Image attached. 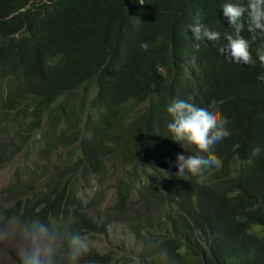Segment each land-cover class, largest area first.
Masks as SVG:
<instances>
[{
	"label": "clouds",
	"instance_id": "obj_1",
	"mask_svg": "<svg viewBox=\"0 0 264 264\" xmlns=\"http://www.w3.org/2000/svg\"><path fill=\"white\" fill-rule=\"evenodd\" d=\"M221 13L230 26L221 53L207 55L205 50L200 54L184 52L180 55L184 86L194 92L190 97L174 95L168 99L163 108L166 118L163 134L143 142L133 154L127 147L131 140L142 136L134 121L135 112L139 117L150 105L141 103L136 107L137 100L129 96L136 54L130 45L112 49L95 74L98 77L108 66L113 70V89L122 96V102L109 110L98 112L94 108L92 86L89 93L83 88L72 90L70 100L62 94L50 109L40 112L35 105L37 97L19 88L21 81L11 73L6 78L0 76V144L7 145L4 151L0 147V175H9L7 185L0 190V241L13 229L30 242L41 238L53 242L44 258H41L40 247L24 257L12 253L13 264H52L53 252L57 253L53 264H76L75 256H87L96 248L80 240L106 234L110 223L90 216L81 199L90 195L104 198L108 193L113 201L112 209L123 212L140 207L147 215L145 223L131 224V235L138 241L142 239L143 264L151 263V249L155 252L176 238L171 229L173 223L165 218L166 201L179 188L180 179L199 183L191 189L188 198L202 206L193 217H183L182 223L190 230L187 233L195 237L187 239L198 242L200 250L214 256L215 264H242L247 251L244 245L254 237L263 239L257 242L264 248V222L253 221L246 203L236 200L244 197L258 204L264 195V186L254 173L255 167L264 163V115L247 119L251 127L245 132L227 111L231 110L228 108L231 99L243 89L248 71H254L257 78L264 81L263 41L260 40L256 60L250 51L253 41L264 39V0H247V3L225 0ZM245 28L251 34L250 39L240 35ZM187 29L197 42L193 45L197 49L200 42L222 38L221 32L199 22L187 25ZM8 37L21 38L18 33ZM139 47L147 52L151 45L142 41ZM16 92L20 98L12 107L10 101ZM70 102L78 106L76 119L66 115ZM29 107L34 115L42 114L43 127L37 130L40 137L34 135L31 139L35 149L38 144L43 145L37 163L42 166L45 161L50 166L47 178L36 187H32L33 182L40 173L29 161L28 144L20 146L17 139L14 144L9 143L20 120H28ZM105 116L115 121V125L103 126ZM129 125L135 129L133 138L121 135V129ZM4 130L8 143L2 140L6 137ZM221 140L224 142L220 143ZM225 142L230 144L225 146ZM8 144L11 148L19 145L24 151L6 154L10 149ZM168 161L172 163L171 168L167 166ZM201 184L211 187L207 197L202 196L206 192ZM42 198L44 223H21L10 216L12 210L24 211L27 200L41 205ZM150 215L155 218L150 219ZM83 218H87L96 231L83 237L70 236L72 238L66 242L58 237L66 233L74 221ZM22 229L32 230L31 234ZM101 254L110 255L114 262L135 263L112 251ZM251 255H264V251L258 247L249 257Z\"/></svg>",
	"mask_w": 264,
	"mask_h": 264
},
{
	"label": "trees",
	"instance_id": "obj_2",
	"mask_svg": "<svg viewBox=\"0 0 264 264\" xmlns=\"http://www.w3.org/2000/svg\"><path fill=\"white\" fill-rule=\"evenodd\" d=\"M224 2L225 0H143V3L140 0H0V76L6 78L11 73L21 81L19 88L37 97L35 105L40 112L50 109L58 96L66 94L70 100L72 90L83 88L89 93L92 86L95 92L92 99L94 108L98 112L102 109L109 110L122 102V96L113 89V70L108 66L98 77L95 74L112 49L130 45L136 50V54L132 81L128 86L129 96L137 100L136 107L141 103L150 105L139 117H136L135 112L134 121L142 136L135 138L133 142L131 140L127 147L133 154L141 148L143 142L163 134L166 120L163 108L168 99L174 95L190 97L194 92L184 86L180 55L184 52L200 54L205 50L207 55L216 56L221 53L220 49L226 43V33L230 27L221 13ZM241 2L247 3V0ZM22 10L24 12H20ZM197 22L221 32V40H206L200 42L198 49L195 48L193 45L197 42L187 25ZM15 33L21 38L8 37ZM240 35L246 39L251 38L247 28ZM260 40L263 41L262 46L259 45ZM142 41L151 45L147 52L139 47ZM260 46L264 56V39L258 38L250 44L254 60ZM253 72H247L243 89L234 95L229 102L228 108L231 110H227L229 116L245 132H249L251 127L247 119L264 115V81L258 79ZM102 76L106 79L101 78ZM18 98L20 95L16 92L10 101L12 107ZM29 109L30 107L26 112L28 120H20L9 143L14 144L17 139L20 146L28 144L30 150H35L31 139L43 127L42 114L34 115ZM66 115L74 119L78 117V106L74 102H70ZM102 124L114 126L115 121L105 116ZM134 131L129 125L121 129V135L133 138ZM223 142L224 140L220 141ZM229 144L230 142H225L223 145ZM167 166L171 168L172 163L168 161ZM254 173L256 180L264 186V163L258 164ZM194 186L198 187L199 183L180 179L179 188L167 199L165 218L173 223L171 229L176 238L155 252L151 249V263L148 264H215L214 256L210 257L207 250H200L198 242L188 241L195 237L187 233L190 230L182 223L185 215L193 217L194 213L202 209V206L194 204L188 198ZM201 189L206 192L202 194L203 197L210 195V186L201 184ZM40 200L41 205L27 200L24 211L12 210L9 212L10 216L21 223H44V199ZM236 200L238 203H246L253 221L264 222V195L260 197L258 204L244 197ZM22 230L26 234H31L32 231ZM91 231H96L94 225L83 218L74 221L68 226L66 233L62 232L58 237L66 242L72 237L89 235ZM261 240L263 239L254 237L252 242L244 245L247 251L242 264H264V255L249 257L258 247L264 251L257 242ZM55 258L57 253L53 252L50 256L52 264ZM75 258L76 264H125L123 261L114 262L110 255H102L96 249H92L87 256Z\"/></svg>",
	"mask_w": 264,
	"mask_h": 264
},
{
	"label": "rangeland",
	"instance_id": "obj_3",
	"mask_svg": "<svg viewBox=\"0 0 264 264\" xmlns=\"http://www.w3.org/2000/svg\"><path fill=\"white\" fill-rule=\"evenodd\" d=\"M9 132V130H7ZM10 133V132H9ZM2 137L4 143H8L7 133L3 131ZM40 137V133H36V138ZM1 150L7 147V145L1 143ZM43 148L42 144H38L36 149L29 151V161L35 165L36 170L39 171L40 175L34 179L33 186L36 187L43 180L47 178V169L50 167L45 161L42 162V166L38 164L37 155L41 152ZM12 149V150H11ZM12 151L22 153L24 151L20 150L19 145H14L12 148L7 149L6 154ZM16 159L17 156L15 155ZM53 158V156H51ZM8 174L0 175V190L8 183ZM82 204L87 209L90 216L98 221L107 220L110 223L108 232L98 238H91L92 240L82 239L80 240L85 245L94 246L97 250L107 253L112 251L116 256L127 259L128 261H134V264H143L141 260V252L143 248L142 239H134L131 235V224L145 223L147 215L140 210V207L135 209H125L123 212L119 209H112L113 201L110 200V193L106 194L105 197L101 198L97 195H90L83 197ZM155 216L150 215V219H154ZM53 242L49 238H41L40 240H34L32 242L28 241L24 235L17 233L15 230L10 229L0 241V264H13L11 260V254L14 253L17 256L24 257L26 254L32 252L36 247L42 249L41 258L48 255L46 251L47 248H51Z\"/></svg>",
	"mask_w": 264,
	"mask_h": 264
}]
</instances>
